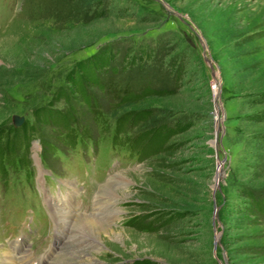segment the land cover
I'll use <instances>...</instances> for the list:
<instances>
[{"label":"rangeland","instance_id":"obj_1","mask_svg":"<svg viewBox=\"0 0 264 264\" xmlns=\"http://www.w3.org/2000/svg\"><path fill=\"white\" fill-rule=\"evenodd\" d=\"M0 28V133L31 126L41 115L36 134L44 162L47 156L61 180L77 183L68 218L58 216L62 233L55 260L68 242L87 251L86 260L93 264H264V218L241 225L232 215L246 201L241 187L264 196V150L256 140L264 134L259 120L264 111V0H0ZM109 51L113 63L107 70L118 71L113 78H99L104 90L89 88L94 103L87 104L67 77ZM144 88L166 94L115 105L123 95L119 91L141 94ZM63 92L71 104L59 100ZM98 106L114 120L134 113L146 116V121L126 126L135 139L166 127L182 125L183 130L163 152L140 164H130L122 154L100 167L103 158L92 155L83 157L90 166L80 167L82 156L73 154L67 168L54 157V147L63 145L47 111L58 117L75 109L76 118L96 132L93 111ZM15 117L24 118L19 128ZM34 146L33 141L30 159L38 167L41 148ZM5 147L0 211L18 193L15 202L28 203L2 210L0 258L1 240L20 226L19 216L30 209L41 213L26 162L29 145L24 141L17 152ZM16 166L25 171L18 192L12 189L10 172ZM58 187L72 191L60 182ZM53 191L62 206L60 191ZM104 201L107 206L101 207ZM85 213L105 214L112 228L96 241L82 237L73 221L77 215L89 216ZM136 218L149 230L129 226ZM51 241L49 235L39 243L50 246ZM78 262L56 260L83 264Z\"/></svg>","mask_w":264,"mask_h":264},{"label":"trees","instance_id":"obj_2","mask_svg":"<svg viewBox=\"0 0 264 264\" xmlns=\"http://www.w3.org/2000/svg\"><path fill=\"white\" fill-rule=\"evenodd\" d=\"M142 46L140 45L139 49ZM111 54L109 52H105L101 57H96L92 60L89 61V64L85 65H79L78 69L74 70L73 72L70 73V75L67 77L69 79V83L73 84L72 86L74 88V93H78L82 99V101L86 102L87 104H93L94 100L92 99L91 91L89 88L92 87H97L99 90H104L103 83L99 78H103L106 75H111L113 78V75L117 73V69L111 72L107 70L108 68L112 67L113 61L110 58ZM77 68V67H76ZM113 73V74H112ZM122 92V97H120L118 100L119 102L115 105L118 104H128V103H135L139 102L143 98L150 96V95H162L166 94V92H154L150 91L149 89H143V92L141 94H136V93H131L130 90L128 89H123ZM118 98V97H117ZM59 100H62L66 104H71V99L67 94L64 92L61 93V96ZM261 103H264V96L263 100ZM114 105V106H115ZM97 106V105H96ZM99 109H96L93 111V123L96 125V121L101 120V122L105 125H108L109 122H113L115 124L114 128V141H117L121 136L125 135L129 139V135L132 134L134 130L132 127L126 128L127 124L130 121H133L135 124L138 125L140 122L146 121L148 118L146 116L142 117L141 115H138L137 113H134L130 118H125V119H112L111 115H109L108 111L102 110V106ZM97 108V107H96ZM48 116H51V125L54 128H63L67 127L75 132L74 127L75 126H83L85 127V134H89L87 137L93 136L92 134V128L88 127L87 125H84L85 122L81 119H77L75 115V109L71 113H66L62 112L63 114L56 117L57 114H54L52 111H47ZM44 115V114H43ZM36 116V122L32 123L30 126V123H26L25 127L21 129H12L13 133L10 134L9 131L5 132L2 131L0 133V165L2 163L1 155L2 152L4 151L1 146L3 145L1 142V138L5 137L6 145L5 150H9L10 152H17L19 151V147L21 143L25 141L27 145L31 144V138L30 136L35 135L37 133L36 128H37V123L40 122L41 120V115H35ZM259 116H252L254 119L263 120L264 121V111L261 112ZM110 123V124H111ZM62 130V129H60ZM183 126L179 125L176 127L175 130L170 129L169 127H166L165 130H161L160 132L154 131L152 134H143L140 137H137L135 139L134 136V143L133 146L136 147L135 151H139L140 153V158H142V161L148 157H151L152 155H156L158 153H161L165 150V145L168 144L169 140L171 137L177 132V131H182ZM75 136V135H74ZM71 136V137H74ZM256 140L258 141V144L261 146L262 150H264V134L257 136ZM47 146V145H46ZM48 147V146H47ZM48 148H46V151ZM52 151V149L50 150ZM49 151V152H50ZM241 196L246 200L243 205L238 207L235 211L232 212V215H236L237 218H239V222L241 225H250L252 224V218L256 216H262L264 218V196L260 195L258 196L256 194V191L250 187L244 186L241 187L239 190ZM177 219V218H176ZM175 219H172V221L168 222H174ZM129 222H131V219H129ZM140 218H136L129 226H134L137 228H145L146 230H149L148 225H144L142 223ZM142 264V263H141Z\"/></svg>","mask_w":264,"mask_h":264},{"label":"bare ground","instance_id":"obj_3","mask_svg":"<svg viewBox=\"0 0 264 264\" xmlns=\"http://www.w3.org/2000/svg\"><path fill=\"white\" fill-rule=\"evenodd\" d=\"M106 206H107V202L104 201L101 207H106ZM66 210L68 211V209ZM95 214L89 216L77 215L73 221V227L74 229L78 230L79 235H81L84 238L87 237L86 239H90V241L98 240L101 234L103 233L107 234L108 231L112 228L111 218L110 219L107 217L105 218L104 217L105 214L102 213L101 214L98 213L96 215ZM73 244L68 242L63 243L59 250L60 253L57 256L56 260L60 263H73L77 261H79L78 263L82 262L83 264L92 263V261H90L89 259H88L89 261L86 260L87 257L90 258V254L84 250L80 251V249L76 248V246ZM97 250H99V248H97ZM4 258H7L6 264H17L16 260L11 254H7V253L4 254Z\"/></svg>","mask_w":264,"mask_h":264},{"label":"water","instance_id":"obj_4","mask_svg":"<svg viewBox=\"0 0 264 264\" xmlns=\"http://www.w3.org/2000/svg\"><path fill=\"white\" fill-rule=\"evenodd\" d=\"M210 65H212V63L209 61V60H206ZM212 67V66H211ZM23 121H24V118H22V117H15L14 118V121H13V123H14V125L15 126H19V125H21L22 123H23ZM224 173V172H223ZM224 176V174L222 175V177ZM218 212V211H217Z\"/></svg>","mask_w":264,"mask_h":264}]
</instances>
